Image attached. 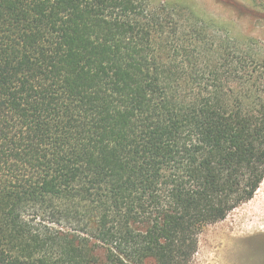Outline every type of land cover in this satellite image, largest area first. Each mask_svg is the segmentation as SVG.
I'll return each instance as SVG.
<instances>
[{
	"label": "trees",
	"instance_id": "obj_1",
	"mask_svg": "<svg viewBox=\"0 0 264 264\" xmlns=\"http://www.w3.org/2000/svg\"><path fill=\"white\" fill-rule=\"evenodd\" d=\"M263 180L257 39L179 3L0 0V264H190Z\"/></svg>",
	"mask_w": 264,
	"mask_h": 264
},
{
	"label": "rangeland",
	"instance_id": "obj_2",
	"mask_svg": "<svg viewBox=\"0 0 264 264\" xmlns=\"http://www.w3.org/2000/svg\"><path fill=\"white\" fill-rule=\"evenodd\" d=\"M179 3L233 36L264 44V17L251 0H152ZM190 264H264V180L255 196L226 219L203 228Z\"/></svg>",
	"mask_w": 264,
	"mask_h": 264
}]
</instances>
